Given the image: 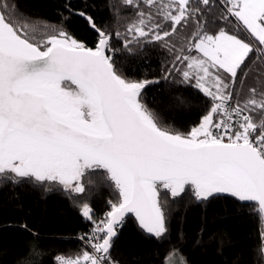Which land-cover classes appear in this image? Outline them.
<instances>
[{"label": "snow or ice", "instance_id": "snow-or-ice-1", "mask_svg": "<svg viewBox=\"0 0 264 264\" xmlns=\"http://www.w3.org/2000/svg\"><path fill=\"white\" fill-rule=\"evenodd\" d=\"M121 4L131 19L115 31L98 25L87 4L64 5L68 16L60 24L78 16L94 33L89 46L25 13L20 0H0V188L26 184L71 201L87 230L76 237L79 251L56 255V264H121L112 249L129 216L163 243L171 205L185 195L205 207L231 197L255 205L264 219V0ZM149 48L165 56L162 77L135 79L122 71L118 57L142 58ZM161 80L205 98L188 131L167 126L145 103L144 91ZM104 186L113 198L98 214L91 198ZM20 227L40 239L27 224ZM260 237L264 243V232ZM28 255L44 253L30 244ZM169 257L188 264L175 247L162 264Z\"/></svg>", "mask_w": 264, "mask_h": 264}, {"label": "trees", "instance_id": "trees-1", "mask_svg": "<svg viewBox=\"0 0 264 264\" xmlns=\"http://www.w3.org/2000/svg\"><path fill=\"white\" fill-rule=\"evenodd\" d=\"M71 2L75 8L87 4L96 23L110 24L113 31L122 30L131 19L129 13L122 10L121 0ZM66 3L68 0H20V7L33 17L45 18L62 26L76 39L93 46L94 33L86 29L78 16H71L60 24L62 17L68 16L64 8ZM230 28L236 31L235 27ZM161 51L149 48L142 58L131 60L118 57V64L132 78L157 79L163 75L161 68L165 56L160 54ZM248 65L255 67L253 61ZM174 97H182L185 103L171 107L161 104V101H172ZM144 99L150 108L161 113L167 126L186 132L198 123L205 98L188 85L161 80L159 84L147 87ZM110 198H113L112 189L107 186L93 192L91 202L98 214L105 210ZM171 207L174 211L171 233L163 243L139 230L134 217L129 216L115 240L113 257L121 264H162L169 250L175 247L186 257L188 264H264L260 237L262 217L255 205L242 206L234 198L223 196L212 199L205 207L189 203V196L185 195L178 205L172 204ZM23 224L38 233L40 239L35 240L30 232L23 230L20 227ZM86 230L87 226L71 201L59 193L45 194L26 184L15 187L9 184L0 188V264L20 261L56 264V255H75L79 251L81 243L76 237ZM30 244H37L44 255L29 259Z\"/></svg>", "mask_w": 264, "mask_h": 264}, {"label": "rangeland", "instance_id": "rangeland-1", "mask_svg": "<svg viewBox=\"0 0 264 264\" xmlns=\"http://www.w3.org/2000/svg\"><path fill=\"white\" fill-rule=\"evenodd\" d=\"M179 257H169L168 264H178Z\"/></svg>", "mask_w": 264, "mask_h": 264}, {"label": "water", "instance_id": "water-1", "mask_svg": "<svg viewBox=\"0 0 264 264\" xmlns=\"http://www.w3.org/2000/svg\"><path fill=\"white\" fill-rule=\"evenodd\" d=\"M262 232H264V219H262ZM263 248H264V243H263Z\"/></svg>", "mask_w": 264, "mask_h": 264}]
</instances>
